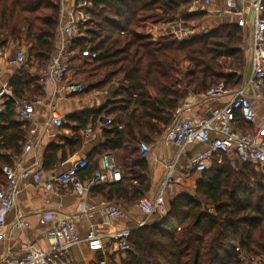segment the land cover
Segmentation results:
<instances>
[{"label": "trees", "instance_id": "1", "mask_svg": "<svg viewBox=\"0 0 264 264\" xmlns=\"http://www.w3.org/2000/svg\"><path fill=\"white\" fill-rule=\"evenodd\" d=\"M81 1L91 4L87 11L92 21L73 41L74 51L88 49L97 58L82 61L75 56L73 62L82 63L84 73L99 80L86 89L96 91L108 86V102L97 112L69 117L73 137L64 146L47 150L45 170L53 171L58 153L64 162L68 154L80 151V132L90 121L96 125L103 119L110 120L111 125L103 129L102 141L87 156L88 166L81 172V179H92L102 157L112 154L123 179L94 187L92 197L134 205L150 192L149 165L140 157V145H155L190 95L206 94L219 86L231 92L243 88L247 70L244 33L234 25H223L184 41L154 39L143 36L142 29L183 14L185 0L77 3ZM60 6L61 0H0L1 48L10 43L28 48V63L9 85L16 99L44 97L38 80L28 72L44 68L56 52ZM3 108L0 167L13 165L12 156L21 155L29 131L27 125L16 121L13 100H6ZM236 128L245 133L254 131L239 114ZM232 158L225 156L221 165L215 159L197 179L193 194L178 193L166 216L133 232L132 249L119 264H242V255L252 259L263 256L264 171L254 164L233 163ZM1 173L0 168V179Z\"/></svg>", "mask_w": 264, "mask_h": 264}, {"label": "built area", "instance_id": "2", "mask_svg": "<svg viewBox=\"0 0 264 264\" xmlns=\"http://www.w3.org/2000/svg\"><path fill=\"white\" fill-rule=\"evenodd\" d=\"M187 7L183 14H178L172 21L159 24H147L141 31L143 36L154 39L173 37L184 41L194 36L195 30L185 19L193 17L225 19L226 25H234L245 35L243 49L247 55L249 68L245 86L234 92V98L222 108L211 111L210 116L199 121L182 116L179 108L171 125L163 135L166 145L176 150L174 161L166 164L165 177L153 197H143L138 203L144 219L134 227L119 229L109 226L123 217L124 206L121 203L112 204L102 201L98 205L87 202L91 190L102 184H116L123 179L121 167L115 162L112 154H105L100 163V169L90 180L83 181L81 172L88 166L85 156L74 160L64 171L46 177L42 166L38 163L22 164L16 161L24 159L39 142L35 130H29V135L20 156H12L14 165H3L2 172L5 183L0 189V241L6 240V217L15 212L18 206L20 193L26 182H32L35 188L43 187L48 192H59L61 189H72L82 200L81 208L77 213L66 215L59 220L44 236L47 249L36 245H29L24 258L16 259L10 254L0 258V264H77L73 250L85 244L96 255L113 256L125 255L132 249L130 242L133 232L143 228L153 219L166 216L169 212L167 198L175 193L177 186L176 171L180 168L182 177L200 176L208 171L213 161L222 164L225 156H231L233 163L254 164L264 171V130L255 129L253 132H241L236 128L237 114L253 126L257 124V115L246 90L252 88L260 93L264 99V0H185ZM87 1L75 3L71 10L69 22L60 23L58 29L59 45L49 63L37 72L36 79L44 97L36 99H16L12 89L2 81L0 69V114L6 100H13L16 121L27 125L45 108L49 119L47 128L60 129L68 123L60 114L57 100H66L69 95L81 93L84 87L71 83L69 76L74 69L73 57L82 61H93L97 54L84 49L74 51L73 41L79 37L82 29L90 25L92 16L87 9ZM63 13V10H62ZM209 29L204 31L208 33ZM3 51L0 46V61ZM29 57L23 48L16 50L15 56L9 61L11 65L23 68ZM228 92L223 86L210 90L206 94L197 95L198 99L207 101L223 97ZM190 110L189 106H186ZM111 125L110 120H101L98 127L90 126L86 131L89 140L96 138V132H101ZM212 135H215L213 138ZM195 145H204L206 148L194 153L182 163L188 149ZM153 151V146L142 143L139 154L147 159ZM182 164V165H181ZM98 211L102 218L100 225H90L83 234L79 231L78 220L90 219L94 211ZM13 226L26 230L29 224L22 216H16ZM240 252V249H236ZM242 264H264V258H248L241 256Z\"/></svg>", "mask_w": 264, "mask_h": 264}, {"label": "crops", "instance_id": "3", "mask_svg": "<svg viewBox=\"0 0 264 264\" xmlns=\"http://www.w3.org/2000/svg\"><path fill=\"white\" fill-rule=\"evenodd\" d=\"M76 2L77 0H64V13L60 15V23L69 22L72 7ZM58 45L59 39H57V46ZM18 48L19 47L16 44L10 43L9 46L2 49L3 57L0 61V69L2 81L8 86L15 77L19 76L20 70L22 69L11 65L9 62L15 56L16 50ZM21 48H23L27 52L28 48H26L25 46ZM76 64L77 63L74 62V69L72 70V73L69 76V80L71 81V83L80 84L84 87V85L77 81L74 77ZM38 71L39 69L37 68H31L28 74H30L32 78H36ZM248 74L249 68L247 66L244 86L248 78ZM84 88L85 89L83 92L69 95L66 100L56 101V106L60 114L66 119V121H69V117L80 118L85 115L86 112H97L102 109L108 102L109 89L99 92L98 90L89 91V89H86V87ZM227 92L228 93L223 97L217 99H209L207 101H202L198 99L197 95H190L184 102H182L179 107L183 111L182 116L189 117L197 121L210 116L211 111L213 109L222 108L227 103L233 100L235 91ZM246 95L251 100V103L257 115V124L256 126H253V129L264 130V99L260 97V93L258 91L252 88H248L246 90ZM95 105L97 106L96 108ZM186 106H189V111H187L188 109L186 108ZM48 119V111L45 108H42L38 111V114L32 120V122L30 124H27L29 130H35L39 142L32 148L31 152L24 159L16 161L17 163L22 162V164L25 165L38 163L42 166L46 177L49 175H56L61 172H64L76 159H79L83 156L87 158V156H89L90 152L92 151L93 147L98 143V141H102L103 129L101 132H96L95 139L89 140L86 137L87 129L90 126H93L94 128L98 127L99 124L97 123L95 125V123L90 121L87 125V128L80 132V136L83 140L82 148L80 149V151L73 156L68 154L67 160L64 162L62 161V154L58 153V161L54 165L55 167L53 171L45 170L44 165L47 150L51 146L62 147L64 146L67 140H70L73 137L71 131V125H73L72 122L69 121L66 126L60 129H57L55 127L47 128L46 123L48 122ZM28 135L29 131L27 137ZM212 137L214 138L215 135H212ZM152 146V154L147 158L150 172V192L148 193L147 197H153L154 195H156L165 177V165L172 163L176 155L175 148L171 145H166L163 141V138H161L155 145ZM205 148L206 147L204 145H195L190 147L188 149L187 155L183 158L182 163H185V160L192 156L194 153L202 151ZM12 162L14 165L15 161L13 159ZM100 163L98 170L100 169ZM0 168L2 171V166ZM181 173L182 171L179 168L176 171L177 186L175 189V193L173 195H170L173 196V198L182 191L183 187H186L185 183L189 182V180H193L194 178H199L198 176L189 175L182 177ZM0 180L1 187L3 183H5V177L3 175V172L1 173ZM196 182L197 180L194 181V188ZM24 186L25 188L20 193L18 199L17 210L9 214L5 219L6 233L8 238L6 240L0 241V258H2L6 254H10L16 259L24 258L27 254V249L29 245H36L46 250L47 243L44 239L45 234L59 220L63 219L66 215L77 213L81 208L82 200L78 196H76L73 190L70 188L61 189L57 193H52L46 191L43 187L35 188L32 182H26ZM173 198H167L168 204H170V201H172ZM87 202L91 205H98L102 201L94 199L92 197L91 192ZM123 206V217L119 220V222L114 224L109 221V226H116L119 229L131 228L144 219L143 214L141 213L137 204ZM92 213L93 216L89 220L86 218L78 220L79 231L83 234L89 229L90 225L98 226L102 223L100 213L96 210ZM19 215L22 216L24 220L29 224L28 229L21 230L13 226L16 216ZM73 256L75 257L77 264H87L93 259V256H96V253L92 252L87 247V245L81 244L73 250Z\"/></svg>", "mask_w": 264, "mask_h": 264}, {"label": "rangeland", "instance_id": "4", "mask_svg": "<svg viewBox=\"0 0 264 264\" xmlns=\"http://www.w3.org/2000/svg\"><path fill=\"white\" fill-rule=\"evenodd\" d=\"M65 8H66V6H65ZM62 10H64V0H61V6H60V14L61 15L64 13V12L62 13ZM187 23H189L193 27V29L195 30L194 35H204V34H207V33H204V31H206L207 29H209V32H210L213 29H216L217 27L226 25V20L225 19H218V18H214V17H211V18H208V17H206V18L195 17L193 20H190ZM245 56H246V61H247L246 53H245ZM75 68L76 69H75V72H74V75H75L74 77H75V79L77 81L82 83L84 85V87H86V88L88 87L89 88V85H91L92 81H99L97 79L95 80L94 78H90L91 76H89L88 74L84 73V71H86V70H83L84 67H83L82 63L78 62L76 64ZM84 69H86V68H84ZM87 69L89 70L90 68H87ZM99 79H101V78H99ZM106 89L108 90V86H106L104 88H100L98 91L102 92V91H104ZM96 107L97 106L95 105V108ZM115 162L117 163L116 158H115ZM198 177H200V176H198ZM197 179L198 178H194L193 180H191V181L189 180V182L185 183L186 187H183L181 192H186V193H189V194H193V192H194V181H196ZM169 197H170V199L173 198V196H169ZM174 198H175V196H174ZM149 241H151L152 244L155 243V242H153V240L149 239ZM151 246H153V245H151ZM155 246H157V245H155ZM99 257H101L102 260H100L98 258V255H96V256H93V259L90 262H88L87 264H109L110 262H113V263L116 262L117 264H119L121 261L126 259L127 255L126 254L125 255H113V256H102V255H99ZM261 257L264 258V255L261 256Z\"/></svg>", "mask_w": 264, "mask_h": 264}]
</instances>
